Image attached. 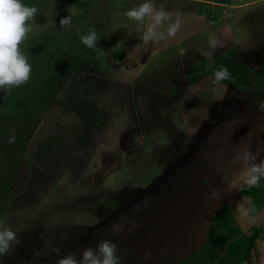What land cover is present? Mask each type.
Returning <instances> with one entry per match:
<instances>
[{
  "label": "rangeland",
  "instance_id": "rangeland-1",
  "mask_svg": "<svg viewBox=\"0 0 264 264\" xmlns=\"http://www.w3.org/2000/svg\"><path fill=\"white\" fill-rule=\"evenodd\" d=\"M23 2L37 9L20 45L30 76L0 90V228L19 239L3 264H55L53 248L78 259L98 241L116 246L120 264H175L201 247L223 202L241 231L262 227L264 208L249 215L238 190L264 165V98L185 75L232 48L258 73L264 0H152L180 25L150 41L124 15L143 0ZM89 28L99 50L43 90ZM263 245L251 264H264Z\"/></svg>",
  "mask_w": 264,
  "mask_h": 264
},
{
  "label": "clouds",
  "instance_id": "clouds-1",
  "mask_svg": "<svg viewBox=\"0 0 264 264\" xmlns=\"http://www.w3.org/2000/svg\"><path fill=\"white\" fill-rule=\"evenodd\" d=\"M36 12L34 6L25 4L23 0H0V90L19 87L29 79L31 66L22 53L20 45L30 31L29 22L33 20ZM75 14L73 12V15ZM124 15L132 21L144 24L142 37L144 41L172 37L180 25L179 18L173 21L168 12L155 9L152 0H143L136 7L127 9ZM166 21L168 22L166 31H158ZM70 23L68 16L59 20L62 27ZM98 39L93 28H89L86 34L79 36L81 44L97 50H99L96 47ZM219 46L221 42L217 39L209 40L210 48ZM229 75L227 68L220 67L213 73L214 82L228 79ZM252 171L257 175H253L249 183H256L258 179L264 178V165L253 168ZM18 243L19 239L15 231L8 227L0 228V264H3V257ZM52 251L57 257L55 264H120L116 246L110 241H98L95 246L82 248L78 259L75 254L61 255L59 248H53Z\"/></svg>",
  "mask_w": 264,
  "mask_h": 264
},
{
  "label": "trees",
  "instance_id": "trees-1",
  "mask_svg": "<svg viewBox=\"0 0 264 264\" xmlns=\"http://www.w3.org/2000/svg\"><path fill=\"white\" fill-rule=\"evenodd\" d=\"M120 52H115V59H120ZM92 51L90 48L80 46L70 55L61 58L44 80L41 88L49 90L53 84L70 74L83 63ZM234 48L227 50L221 56H212L191 64L185 75L188 84H194L199 78L212 79L213 73L220 67L227 68L229 78L217 82L220 85L230 86L240 96H252L264 98V68L255 72L236 59ZM90 57V56H89ZM181 88L177 84L171 94L175 95ZM242 198L250 201L248 213L264 208V178L256 183L242 186L238 190ZM206 229V241L200 249L189 254L175 264H251V250L257 237L264 236V227H260L256 233L241 231L235 217L226 203H221Z\"/></svg>",
  "mask_w": 264,
  "mask_h": 264
},
{
  "label": "flooded vegetation",
  "instance_id": "flooded-vegetation-1",
  "mask_svg": "<svg viewBox=\"0 0 264 264\" xmlns=\"http://www.w3.org/2000/svg\"><path fill=\"white\" fill-rule=\"evenodd\" d=\"M263 68H264V67H263ZM250 69H251V68H250ZM260 69H261V68H260ZM260 69H259L258 72H260ZM253 71H254V70H253ZM245 185H248V184H245ZM241 198H242V197H241ZM245 199H247V198H245ZM247 200H249V199H247ZM226 204H227V203H226ZM227 205H228V204H227ZM228 206H229V205H228ZM229 208H230V207H229ZM248 208H249V207H248ZM230 209H231V208H230ZM231 211H232V210H231ZM214 213H215V212H214ZM232 213H233V212H232ZM213 215H214V214H213ZM249 215H250V213H249ZM211 219H212V218H211ZM235 220H236V219H235ZM236 222H237V221H236ZM210 223H211V222H210ZM210 223H209V224H210ZM207 227H208V226H207ZM262 227H264V224L262 225ZM206 229H207V228H206ZM250 234H251V233H250ZM257 240H260V242H263V243H264V236H262V237H257V238L255 239V243L257 242ZM205 241H206V232H205ZM205 241H204V243H205ZM204 243H203V244H204ZM203 244H202V245H203ZM202 245H201V247H202ZM261 246H262V245H261ZM261 246H260V247H261ZM201 247H200V248H201ZM200 248H199V249H200ZM192 253H193V252H192ZM262 253L264 254V245H263V247H262ZM190 254H191V253H190ZM185 258H186V257H185ZM185 258H184V259H185Z\"/></svg>",
  "mask_w": 264,
  "mask_h": 264
},
{
  "label": "crops",
  "instance_id": "crops-1",
  "mask_svg": "<svg viewBox=\"0 0 264 264\" xmlns=\"http://www.w3.org/2000/svg\"><path fill=\"white\" fill-rule=\"evenodd\" d=\"M175 43V42H174ZM176 46V45H175ZM171 47H173V46H171Z\"/></svg>",
  "mask_w": 264,
  "mask_h": 264
}]
</instances>
